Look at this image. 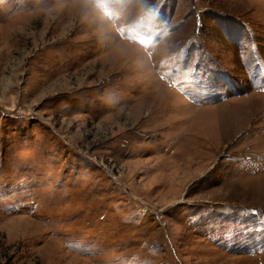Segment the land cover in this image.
Listing matches in <instances>:
<instances>
[{"label":"rangeland","instance_id":"rangeland-1","mask_svg":"<svg viewBox=\"0 0 264 264\" xmlns=\"http://www.w3.org/2000/svg\"><path fill=\"white\" fill-rule=\"evenodd\" d=\"M111 9L0 0V264H264V0Z\"/></svg>","mask_w":264,"mask_h":264},{"label":"clouds","instance_id":"clouds-1","mask_svg":"<svg viewBox=\"0 0 264 264\" xmlns=\"http://www.w3.org/2000/svg\"><path fill=\"white\" fill-rule=\"evenodd\" d=\"M88 2L93 5V8L102 17H108L112 11L111 9L112 0H88ZM145 3H147V0H145Z\"/></svg>","mask_w":264,"mask_h":264},{"label":"snow or ice","instance_id":"snow-or-ice-1","mask_svg":"<svg viewBox=\"0 0 264 264\" xmlns=\"http://www.w3.org/2000/svg\"><path fill=\"white\" fill-rule=\"evenodd\" d=\"M261 72L264 73V69H261ZM264 225V221L261 222ZM256 231H260V228L255 229Z\"/></svg>","mask_w":264,"mask_h":264}]
</instances>
